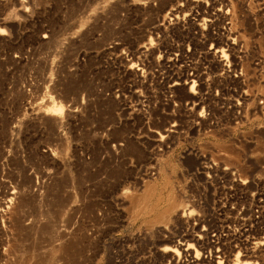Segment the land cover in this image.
<instances>
[{
  "label": "rangeland",
  "instance_id": "1",
  "mask_svg": "<svg viewBox=\"0 0 264 264\" xmlns=\"http://www.w3.org/2000/svg\"><path fill=\"white\" fill-rule=\"evenodd\" d=\"M0 35V264H264V0H0Z\"/></svg>",
  "mask_w": 264,
  "mask_h": 264
},
{
  "label": "built area",
  "instance_id": "2",
  "mask_svg": "<svg viewBox=\"0 0 264 264\" xmlns=\"http://www.w3.org/2000/svg\"><path fill=\"white\" fill-rule=\"evenodd\" d=\"M30 10L31 9L28 7L27 13L31 14L32 11L30 13ZM4 39H5V35H0V40H4ZM13 61L16 64L15 74L17 70L16 75L19 81H17L15 84L14 82H11L9 84L8 90L10 92H13V90L19 91L22 94L23 99L20 103V107H21L20 109L25 113L31 114V112L37 110L38 108H40V106H44V104H42V101L39 100V95H38V89L40 87V81L37 74L38 59H36L35 48L33 47V45H27L25 49H23V51H19L18 53H16L13 57ZM5 64H6L5 57L1 56V51H0V72L4 71ZM10 95L11 97H13L12 94H10L9 92L6 93V96H9V99L6 101L5 105L8 106L9 104H11L14 107L15 101L14 99L10 98ZM15 97L17 96L15 95ZM83 106H86L85 99H82V105L80 107L82 108ZM4 175H6L5 171L1 174V176ZM15 185L17 186V184ZM15 185L10 183V187L8 189L5 188L2 189L3 191L2 190L0 191V199L5 200L7 198L6 196L9 195V193L17 191L14 188ZM13 206L14 205H9V203H7V200H5L4 205L0 207V226L2 228V231L0 232V244L1 243L4 244V247H1V249L7 248L8 239L12 237V233L10 231L11 228L10 211L12 210ZM209 254L210 257H209V262L207 261L208 263H210L211 261L214 262L215 259L216 260L221 259L224 261V258L222 257L221 254L220 255H213L212 253ZM211 256L213 257V259H211ZM189 257L191 258L193 256H191L190 254ZM200 258L201 259L198 260L199 262L197 264H205V262H201V261L208 260V256L206 255V253L204 255L203 252Z\"/></svg>",
  "mask_w": 264,
  "mask_h": 264
},
{
  "label": "bare ground",
  "instance_id": "3",
  "mask_svg": "<svg viewBox=\"0 0 264 264\" xmlns=\"http://www.w3.org/2000/svg\"><path fill=\"white\" fill-rule=\"evenodd\" d=\"M194 1H195V0H194ZM204 1H205V0H204ZM260 1H261V0H260ZM206 3H208V2H206ZM234 3H235V2H234ZM249 3H250V2H249ZM249 3H248V4H249ZM235 4H236V3H235ZM207 5L209 6V4H207ZM249 5H250V6H249ZM249 5H247V6H248V7H251V4H249ZM200 6H201V5H199V7H200ZM225 6H226V5H225ZM236 6H237V5H236ZM238 6H239V5H238ZM201 8H202V7H201ZM201 8H200V9H201ZM228 8H229V7H228ZM237 8L239 9V7H237ZM242 8H243V7H242ZM202 9H203V8H202ZM222 9H224V8H222ZM234 9H235V8H234ZM254 9H255V8H254ZM250 10H251V8H250ZM226 11H227V10H226ZM236 11H237V9H236ZM241 11H242V10H241ZM208 12H209V11H208ZM218 12H219V13H218V14H217V13L214 14L213 17L211 16L212 19L207 20L208 22H210V24H214L215 21H217L215 18H217V17L219 18V17L222 15L221 10H219ZM222 12H223V11H222ZM262 12H263V11H262ZM209 13H210V12H209ZM229 13H232V12L229 11ZM242 13H243V12H242ZM201 14H202V13H201ZM201 14H200V16H201ZM205 14H207V13H205ZM224 14H225V12H224ZM224 14H223V15H224ZM260 14H261V13H260ZM210 15H211V14H210ZM239 15H240V14H239ZM239 15H238V16H239ZM246 15H248V14L245 13V17H246ZM206 16H207V15H206ZM224 17H225V16H224ZM245 17H244V18H245ZM258 17H259V16H258ZM205 18H206V17H205ZM225 18H232V16H231L230 14L227 13ZM249 18H250V17H249ZM192 19H194V18H192ZM206 19H207V18H206ZM240 19H241V16H240ZM203 20H205V19L203 18ZM258 20H260V19H258ZM240 21H241V20H240ZM249 21H250V20H249ZM189 22H190V21H189ZM193 22H194V21H193ZM204 23H205V21H204ZM206 23H207V22H206ZM219 23H220V22H219ZM242 23H243V22H242ZM246 23H247V25H250V24H248V22H246ZM249 23H251V22H249ZM199 24H200V23H199ZM233 24H234V23H233ZM240 24H241V23H240ZM240 24H239V25H240ZM193 25H194V24H193ZM202 25H203V24H202ZM202 25H201V26H202ZM214 25H218V24H214ZM247 25H246V26H247ZM203 26H204V25H203ZM195 28H196V27H195ZM234 28H236V27H234ZM209 31H210V30H209ZM240 32H241V31H240ZM246 32H247V31H246ZM232 33H233V32H232ZM241 34H242V32H241ZM209 35H211L210 32H209ZM127 37H128V36H127ZM212 37H213V36H212ZM234 38H235V37H234ZM238 38H239V36H238ZM141 39H143V38L141 37ZM210 39H211V37H210ZM235 40H236V39H235ZM239 40H240V39H239ZM224 41H225V40H224ZM231 42H232V41H231ZM235 42H236V41H235ZM262 42H263V40H262ZM262 42H261V43H262ZM129 43H130V42H129ZM150 44H151V43H150ZM145 45H146V44H145ZM216 45H217V44H216ZM132 46H133V45H132ZM146 47H147V46H146ZM261 51H263V50H261ZM261 51H260V52H261ZM217 52H218V51H217ZM262 53L264 54V51H263ZM262 57H263V55H262ZM263 58H264V57H263ZM262 62H264V61H262ZM262 62H261V63H262ZM238 65H239V64H238ZM242 65H243V63L241 64V66H242ZM244 65H245V66H248V65H246V64H244ZM263 66H264V65H263ZM238 67H239V66H238ZM241 70H242V69H241ZM247 71H248V70H247ZM247 71L245 70L244 73H246ZM249 71H250V70H249ZM262 71H263V70H262ZM251 72H252V71H251ZM251 72H249V73H251ZM263 73H264V72H263ZM246 74H248V73H246ZM248 75H249V74H248ZM249 76H250V75H249ZM252 76H253V75H252ZM252 76H251V77H252ZM175 84H176V83H175ZM262 93H263V91H262ZM262 93H261V94H262ZM263 94H264V93H263ZM54 99H55V98H54ZM54 99H53V100H54ZM53 100H52V101H53ZM55 100H56V99H55ZM60 103H61V102H56V101H53V103H51V104H53V106H52L53 110H52V111L54 112V115H56V114H55L56 112H62V111H63V108H64L65 106L62 107ZM49 104H50V101H49ZM62 104H63V103H62ZM50 106H51V105H50ZM48 107H49V106H48ZM49 109H51V108L49 107ZM65 111L67 112L68 110H65ZM69 111H70V110H69ZM53 112H52V113H53ZM66 114H67V113H66ZM73 114H74V113H73ZM75 114H76V113H75ZM41 116H42V115H41ZM51 116L53 117V114H51ZM66 116H67V115H66ZM68 117H69V116H68ZM70 117H71V116H70ZM70 117H69V118H70ZM50 118H51V117H50ZM44 119H45V118H43V120H44ZM48 119H49V117H48ZM45 120L51 122L52 119H51V120H50V119H49V120L45 119ZM58 121H59V120H58ZM52 122H54V121H52ZM43 123H44V122H43ZM45 124H46V122H45ZM49 124H50V123H49ZM54 124H55V123H54ZM46 125H47V124H46ZM50 127H51V126H50ZM53 127H54V126H53ZM51 128H52V127H51ZM52 129H53V128H52ZM53 130H54V129H53ZM55 130H56V129H55ZM53 132H54V131H53ZM50 134H51V133H50ZM53 134H54V133H53ZM55 140H56V139H55ZM53 143H54V142H53ZM20 157H21V156H20ZM47 171L50 172V170H47ZM47 171H46V172H47ZM50 175H51V174H50ZM46 177H47V175H46ZM13 193H14V192H13ZM124 194H125V193H124ZM128 194H129V192H128ZM37 195H38V193H37ZM122 195H123V193H122ZM129 195H130V196H129ZM129 195L126 194L127 197L124 195V198H130V197L132 198L131 194H129ZM14 196H15V195H14ZM16 196H17V195H16ZM19 197H20V196H18V199H19ZM39 197H40V196H39ZM18 199H17V200H18ZM129 201H130V200H129ZM7 202H8V201H7ZM14 203H15V202H14ZM3 204H4V202H3L1 205H3ZM10 204H11V203H10ZM15 208H16V207H15ZM19 209H20V207H19ZM12 210H13V208H12ZM12 210H11V211H12ZM17 210H18V209H17ZM14 214H15V213H14ZM15 215H17V213H16ZM14 217H15V216H14ZM18 221H19V220H18ZM48 222H49V221H48ZM19 224H20V223H19ZM17 226H19V225L17 224ZM47 227H48V226H47ZM162 229H163V228H162ZM48 230H49V229H48ZM53 231H54V230H53ZM20 232H21V231H20ZM50 235H51V234H50ZM64 237H65V235H64ZM61 238H62V237H61ZM61 238H60V239H61ZM65 239H66V238H65ZM51 242H52V241H51ZM51 242H50V243H51ZM13 244H14V243H13ZM15 246H16V245H15ZM51 246H52V245H51ZM56 246H57V243H56ZM9 247H10V246H9ZM54 247H55V246H54ZM56 248H57V247H56ZM61 248H63V250H64V246H63V247L61 246ZM13 249H14V248H13ZM13 249H12V250H13ZM15 249H17V248H15ZM57 249H58V248H57ZM10 250H11V249H10ZM16 251H17V250H16ZM64 251H65V250H64ZM8 254H9V252H8ZM11 254L14 255L13 253H11ZM15 255H17V254H15ZM15 257H16V256H15ZM18 259H19V258H18ZM19 260H20V259H19ZM19 260H18V263H19ZM7 261H8V260H7ZM9 261H10V260H9ZM15 261H17V260H15ZM22 261H23V260H22ZM22 261H20V262H22ZM56 261H57V260H56ZM23 262H24V261H23ZM18 263L16 262V264H18ZM55 263H56V262H55ZM55 263H54V264H55ZM240 263H241V262H240ZM7 264H8V263H7ZM217 264H224V262H218Z\"/></svg>",
  "mask_w": 264,
  "mask_h": 264
}]
</instances>
